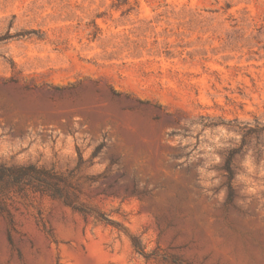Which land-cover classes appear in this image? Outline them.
<instances>
[{"label":"rangeland","instance_id":"374dc122","mask_svg":"<svg viewBox=\"0 0 264 264\" xmlns=\"http://www.w3.org/2000/svg\"><path fill=\"white\" fill-rule=\"evenodd\" d=\"M77 152L124 231L13 196L0 264H264V0H0V163Z\"/></svg>","mask_w":264,"mask_h":264},{"label":"trees","instance_id":"16d2710c","mask_svg":"<svg viewBox=\"0 0 264 264\" xmlns=\"http://www.w3.org/2000/svg\"><path fill=\"white\" fill-rule=\"evenodd\" d=\"M103 146L104 142H101L98 144L97 149ZM97 155L98 152H93L90 155L88 166L94 164L93 160ZM84 162L82 154L77 152L76 164L65 171L36 163L11 165L0 163V213H6L9 216L7 204L13 196L27 197L30 194H39L61 202L64 206L79 214L85 222L92 219L95 222L124 231L122 226L107 214L81 200L82 192L77 173ZM225 171L228 179L227 187L231 196L233 193L231 185L233 171L229 166V162L225 167ZM108 187L111 189L112 185L109 184ZM128 236L133 249L148 259L150 254L145 253L138 237L135 235Z\"/></svg>","mask_w":264,"mask_h":264}]
</instances>
